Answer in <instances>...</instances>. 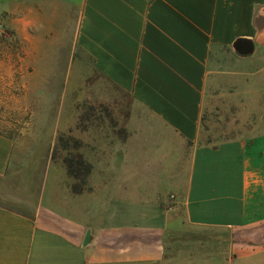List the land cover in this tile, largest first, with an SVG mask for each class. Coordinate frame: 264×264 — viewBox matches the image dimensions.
Listing matches in <instances>:
<instances>
[{
    "label": "crops",
    "instance_id": "crops-1",
    "mask_svg": "<svg viewBox=\"0 0 264 264\" xmlns=\"http://www.w3.org/2000/svg\"><path fill=\"white\" fill-rule=\"evenodd\" d=\"M3 16L25 100L106 108L119 136L77 140L91 171L72 205L0 204V264H264V0H0ZM217 113L238 134L203 144ZM16 144L0 135V183Z\"/></svg>",
    "mask_w": 264,
    "mask_h": 264
},
{
    "label": "rangeland",
    "instance_id": "rangeland-1",
    "mask_svg": "<svg viewBox=\"0 0 264 264\" xmlns=\"http://www.w3.org/2000/svg\"><path fill=\"white\" fill-rule=\"evenodd\" d=\"M4 18L5 16L0 18V33L7 35L11 40L12 37L7 31L9 30L10 33L12 31L7 27ZM22 47L16 36L10 45L0 46V132L11 136L17 142L8 175L0 183V204L28 213L30 202H34L33 199L37 198V204L44 199V203L48 206L49 204L55 208L58 206L62 210V201L64 205L65 203L72 205L74 201L72 199L76 198L79 191L84 190L81 176L85 169L80 166V160L88 164L85 159L92 154L85 149L75 147L71 139L78 140L81 139L80 137H85V133L92 131L93 127L103 129L101 131L105 132L104 136L108 139L115 138L119 136L115 130L118 122L111 117L106 108H95L88 104L69 108L67 104L56 100L54 93L39 95L37 97L41 100L37 101L25 100L30 95L25 94L15 72V64L19 61L18 54ZM40 88L54 91L57 87L40 86ZM69 113L71 117L64 115ZM65 123L66 125H63ZM238 124L237 119L228 115L221 117L217 113L211 117L205 116L202 123V143L217 145L235 138L238 134ZM60 125L64 126L61 128H70V132H57ZM60 137L63 138L67 148L59 146ZM55 150L57 159L54 162L51 157ZM93 153L95 156V152ZM65 160L73 165L75 176H70ZM54 176H59L61 179V187L58 188L59 181L57 178L55 180ZM88 184L87 181V186ZM47 197L49 203L46 201ZM121 201L118 207L115 206V212L124 213L123 211L130 206L129 199L123 198ZM74 203L76 204V201Z\"/></svg>",
    "mask_w": 264,
    "mask_h": 264
},
{
    "label": "trees",
    "instance_id": "trees-1",
    "mask_svg": "<svg viewBox=\"0 0 264 264\" xmlns=\"http://www.w3.org/2000/svg\"><path fill=\"white\" fill-rule=\"evenodd\" d=\"M7 33L11 35L12 39L10 40L9 37H8L7 35L4 36V35H2V34L0 33V46H1L2 44H6V45L8 44V45H10V43L14 41V37H15V35L13 34V32L10 33V31L8 30ZM12 40H13V41H12ZM0 135H3V136H5V137H7V138H9V139H13L11 136L5 135V134L2 133V132H0ZM13 140H14V139H13ZM71 140L74 142V146H75V147H77V148H81V143H80L79 141H77V140H73V139H71ZM58 141H59V142H58V143H59V146H62V147L67 148V147H66L67 145L64 144V140H63L62 137H60ZM56 150H57V149H56ZM56 150L53 151V154H52V159H53V160H56V159H57V156H56L57 151H56ZM64 163H65V165L67 166V169H68L69 174L72 175V176H75L76 173H75V170H74L73 165L71 164V162L68 161V160H65ZM80 166H83L84 169H85V170H84V174L81 176V178H82L81 180H82V182H83V184H84L86 176H87V175L89 174V172L91 171V166H89L88 164L84 163L82 160H80Z\"/></svg>",
    "mask_w": 264,
    "mask_h": 264
},
{
    "label": "water",
    "instance_id": "water-1",
    "mask_svg": "<svg viewBox=\"0 0 264 264\" xmlns=\"http://www.w3.org/2000/svg\"><path fill=\"white\" fill-rule=\"evenodd\" d=\"M240 54L242 55H247L250 54L252 52V49L248 48V47H242L239 49L238 51ZM96 241V237L94 236L93 232L91 230H88L83 242V247L84 248H90L93 246V244Z\"/></svg>",
    "mask_w": 264,
    "mask_h": 264
}]
</instances>
